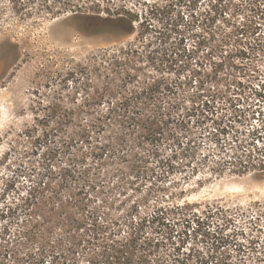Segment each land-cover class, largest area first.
Instances as JSON below:
<instances>
[{
	"label": "trees",
	"instance_id": "trees-1",
	"mask_svg": "<svg viewBox=\"0 0 264 264\" xmlns=\"http://www.w3.org/2000/svg\"><path fill=\"white\" fill-rule=\"evenodd\" d=\"M200 1L160 0L141 9L134 3L108 2L105 14L86 16L93 34L116 39L136 36L126 44L102 49L80 69L65 70L63 81L72 80L71 89L33 103L31 123L12 135L9 151L22 147L30 158L41 150L40 165L57 156L66 157L54 186L45 180L52 173L51 165L37 170L33 162V168L18 165L14 178L3 179L4 191L13 187L19 176L31 182L21 202L2 209L0 216L18 211L25 214V241L38 244L32 264H64L73 244L57 249L50 233L62 223L69 235L73 229L71 237L75 239L81 229L76 210L85 206L83 199H98L107 192L105 183L110 176L125 184L127 176L135 182H149L150 193L170 190V195L163 192L162 196L173 194V199L165 205L164 200L156 201L149 218L171 231L179 225L181 233L177 246L157 255L153 248L167 237L151 241L141 238L139 229L131 228L122 236L109 233V264H248L239 253L254 249L264 228L259 223L264 207L257 209L255 218L235 223L228 208L189 202L184 192L185 186L201 175L253 171L264 176V78L244 96L216 102L209 96H216L219 89L189 93L184 86L202 81L193 77L177 81L165 68L166 63L193 60L203 46H208L203 59L212 60L233 37L238 40L231 49L236 56L248 58L263 51L264 28L256 19L264 21V0H204L205 6L199 8ZM231 7L236 15L245 16L244 21L231 24L230 29L217 25L218 19L229 23L227 10ZM217 34L220 38L215 43ZM188 39L193 42L191 48ZM243 39L247 43H242ZM210 62L213 67L209 72L216 74L222 64ZM195 65L200 71L203 68L202 62L195 60ZM203 140L213 149L202 151L206 148ZM7 158L6 154L1 157L0 164ZM75 186L82 198L72 202L62 194ZM98 200L103 202L102 197ZM108 201L104 200L106 205ZM99 210L96 206L92 212L94 237L104 225L97 221ZM240 211L248 214V208ZM255 263L264 264V260Z\"/></svg>",
	"mask_w": 264,
	"mask_h": 264
},
{
	"label": "rangeland",
	"instance_id": "rangeland-1",
	"mask_svg": "<svg viewBox=\"0 0 264 264\" xmlns=\"http://www.w3.org/2000/svg\"><path fill=\"white\" fill-rule=\"evenodd\" d=\"M154 1L160 0H0V158L5 154L8 156L7 162L0 164V211L19 204L31 185L26 176H19L15 180V185L4 191L3 179L14 178L12 176L15 167L22 165L25 169L28 166L33 168L31 166L33 162L39 170L51 165L52 173L45 180L54 186L58 172L66 161V157L61 155L52 158L44 166L39 163L38 156L41 150L30 158L23 154L22 147L15 152L9 151L11 143L14 142L12 135L31 123L33 103L59 95L60 90H64L65 93L71 89L74 84L72 80L67 83L63 81L65 70L80 69L89 62L90 57L102 49L126 44L136 36L133 34L116 39L104 33L93 34L86 16L92 13L105 14L104 7L108 2L118 4L125 2L128 5L134 3L141 9L145 4ZM203 1L199 2L201 3L199 8L205 6L206 1ZM229 1L232 0L227 2ZM232 9L231 7L227 10L231 15L228 24L221 19H218L216 24L221 27L228 25L227 29H230L231 24L242 23L245 16L236 15ZM256 20L264 26L263 18ZM215 37V43H218L220 35L217 34ZM234 39L236 37L231 38L222 53L217 51L211 57L212 60L203 59L208 51V46H203L193 56V60L180 61L178 64L166 63L165 70L177 81H185L187 77H193L197 82L202 81L196 83L199 87L189 83L184 86V89H189V93L192 90L202 91L203 88L205 91L210 89L208 92L219 89L216 96H209L216 102L227 100L229 96H244L250 87L264 78L262 73L264 50L248 55L250 56L248 58L236 56L234 50H231L238 42ZM244 42L247 43V40L243 39L242 43ZM192 43V40L188 39L190 48ZM195 60L202 62L201 71L199 66L195 65ZM210 61L222 64L218 65L216 74L209 72L213 67ZM208 73L211 74L207 77ZM258 73L261 75L258 76ZM78 95L83 93L79 92ZM203 143L206 148L202 147V151L213 149L210 142L203 140ZM124 181H127L126 184L117 176L107 177L105 186L108 191L98 196V199L103 198V202L95 198L83 199L85 206L76 210V218L81 222V229L76 231L75 239L71 237L73 229L69 235L68 231L65 232L68 228L62 223L54 227L50 233V240L55 241L57 249L61 246L69 247V243L73 244L71 253L66 254L64 264H109L107 261V254L111 253L108 246L109 233L114 232L117 236H122L130 228L134 231L139 229L138 235L141 238L149 237L151 241L167 237L164 238V243L159 242L158 247L153 248L156 255L167 253L179 244L178 234L181 233V226L176 225L172 232L169 227L156 220L150 221L149 218L155 209L156 201L158 203L164 200L165 205L173 199V194L169 198L162 196L163 192L170 195L171 191L150 193L149 182H135L129 176ZM166 183H170V180ZM184 193V198L189 202L228 208L234 222L240 223L255 218L257 209L264 207V176H258L253 171L242 175H201L193 178L185 186ZM62 195L72 202L82 198L77 187L63 192ZM108 198L106 205L104 200L107 201ZM96 206H100V217L98 216L97 221L104 223L98 228V234L95 236L97 238L91 231L92 218L95 217L92 212ZM243 208H248L246 216L241 214L240 209ZM24 215L18 211L15 214H6L5 217L0 216V264L33 263L38 244L25 241ZM143 218L146 220L137 225L136 222ZM259 223L264 226V215L260 217ZM171 235L172 239L169 238ZM239 257L247 260L248 264H258L255 260H264V228L260 234L258 233L254 249L240 252Z\"/></svg>",
	"mask_w": 264,
	"mask_h": 264
}]
</instances>
